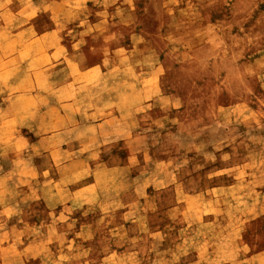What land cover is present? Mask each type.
Here are the masks:
<instances>
[{"label":"rangeland","instance_id":"obj_1","mask_svg":"<svg viewBox=\"0 0 264 264\" xmlns=\"http://www.w3.org/2000/svg\"><path fill=\"white\" fill-rule=\"evenodd\" d=\"M264 257V0H0V264Z\"/></svg>","mask_w":264,"mask_h":264},{"label":"crops","instance_id":"obj_2","mask_svg":"<svg viewBox=\"0 0 264 264\" xmlns=\"http://www.w3.org/2000/svg\"><path fill=\"white\" fill-rule=\"evenodd\" d=\"M256 264H264V257L260 259V261H258V263Z\"/></svg>","mask_w":264,"mask_h":264}]
</instances>
